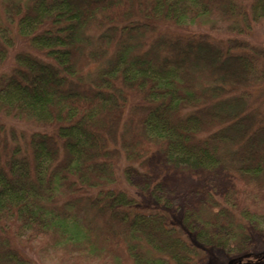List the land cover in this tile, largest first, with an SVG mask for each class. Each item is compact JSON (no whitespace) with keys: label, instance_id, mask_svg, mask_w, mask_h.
Wrapping results in <instances>:
<instances>
[{"label":"trees","instance_id":"1","mask_svg":"<svg viewBox=\"0 0 264 264\" xmlns=\"http://www.w3.org/2000/svg\"><path fill=\"white\" fill-rule=\"evenodd\" d=\"M260 25L264 0H0V264H264ZM157 153L205 178L179 224L129 191Z\"/></svg>","mask_w":264,"mask_h":264},{"label":"rangeland","instance_id":"2","mask_svg":"<svg viewBox=\"0 0 264 264\" xmlns=\"http://www.w3.org/2000/svg\"><path fill=\"white\" fill-rule=\"evenodd\" d=\"M187 31H194L197 29H204L203 25H187ZM182 29V28H181ZM249 40L258 46H264V25L254 26L248 34ZM22 46V41H18ZM13 65V55H11L4 65L3 69L10 68ZM152 166L161 167L160 178H163V184L160 190L153 192L152 188L145 186L146 181L144 178L135 175L132 177V186H128L130 193L136 197L137 203L140 207L150 208L152 206L161 207L168 211L171 216V221L176 224L181 223L183 214L187 207L188 201L192 196L189 194V188H194L197 185H204L205 178L200 176V170L185 172L182 170L186 164L176 163L163 159L162 154L157 153L151 159ZM182 170V171H181ZM213 179V178H212ZM127 186V184H125ZM249 244L252 253L259 249L264 250V219L255 220L249 227ZM203 250L206 254V259L201 264H227L230 261L228 251L221 246H213L202 244ZM19 246L25 250L26 254L35 260L36 264H43L38 258L36 249L29 247L27 244L21 242ZM36 250V252H35Z\"/></svg>","mask_w":264,"mask_h":264}]
</instances>
